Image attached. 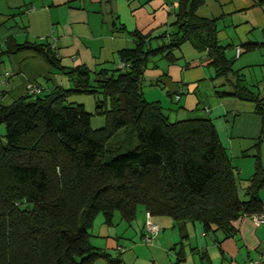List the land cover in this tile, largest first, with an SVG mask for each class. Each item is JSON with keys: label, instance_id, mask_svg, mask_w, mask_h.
I'll return each instance as SVG.
<instances>
[{"label": "trees", "instance_id": "trees-1", "mask_svg": "<svg viewBox=\"0 0 264 264\" xmlns=\"http://www.w3.org/2000/svg\"><path fill=\"white\" fill-rule=\"evenodd\" d=\"M203 2L175 0L169 31L156 36L131 31L133 46L120 48L111 68L63 67L51 40L5 41L0 57L31 50L67 75L70 84L43 89L27 81L38 91L28 92L25 82L23 95L0 104V264H90L97 258L117 264L118 257L89 241L99 213L107 224L115 211L128 223L141 206L150 218L169 217L181 234L187 221H197L216 244L232 237L237 218L264 214L259 197L264 164L257 152L252 173L238 189L208 116L169 120L158 101L143 96L146 67L156 66L159 58L174 61L173 49L191 40L207 55L213 70L209 79L228 83L214 93L255 104L261 124L252 145L258 150L264 142V95L243 84L232 69L228 45L215 39V18L196 14ZM251 47L244 44L245 50ZM152 84L171 96L157 81ZM73 94L95 96L101 126H90L91 113L69 98ZM117 134L122 138L110 149L109 139ZM157 230L149 233L143 226L142 242L150 244ZM176 251L172 264H182L184 256Z\"/></svg>", "mask_w": 264, "mask_h": 264}, {"label": "crops", "instance_id": "crops-1", "mask_svg": "<svg viewBox=\"0 0 264 264\" xmlns=\"http://www.w3.org/2000/svg\"><path fill=\"white\" fill-rule=\"evenodd\" d=\"M204 1L207 3L201 9L206 10L199 8L196 14L215 18V39L220 45H228L225 55L238 57L239 67L261 66L264 75V0ZM174 3L175 0H0V50L6 49L5 41L9 38L15 43L46 39L54 42L63 67L109 68L118 62L120 48L133 46L131 31L150 36L169 31L175 19ZM190 41L173 49L174 61L159 58L156 66L144 70L151 83L157 81L171 96L163 95V90L155 85L160 94L150 88L143 96L158 101L169 120L219 117L223 139L219 134L220 142L230 149L237 141L235 146L242 151L241 146L259 134L261 118L254 111L255 104L233 96H212L209 90L201 88L199 82L210 76L208 58L204 50ZM244 44L252 47L245 50ZM236 46L239 53H230ZM248 55L258 59L248 60ZM27 81L43 89L70 84L67 75L49 67L31 50L4 53L0 57V104H9L23 95ZM259 197L264 212V189L259 191ZM250 218H237L232 237L219 244L213 235L202 232L197 221H187L181 234L166 216L150 218L158 230L151 243H144L146 248L139 252L134 247L126 250L122 243L132 237L125 234L126 229L109 230L112 234H101L102 241L93 239L90 243L109 256L118 257L117 264H172L176 250L184 256L182 264H264V222L253 224ZM142 223L133 230V235L139 232L138 243H142ZM90 264L110 263L97 258Z\"/></svg>", "mask_w": 264, "mask_h": 264}, {"label": "rangeland", "instance_id": "rangeland-1", "mask_svg": "<svg viewBox=\"0 0 264 264\" xmlns=\"http://www.w3.org/2000/svg\"><path fill=\"white\" fill-rule=\"evenodd\" d=\"M206 2V1H204ZM202 3L197 10H206V9H201L204 8L203 6H205L204 4L206 3ZM183 42H188V40H185ZM188 43H184V44H188ZM190 44V43H189ZM182 49V47H181ZM178 51V49H177ZM234 53V50H230V53ZM179 52V51H178ZM248 60L249 59H253L254 61H256L258 58H254L253 55H248ZM159 59H155V63L158 62ZM151 64L152 62H148V64ZM239 63L240 60L238 59V57H236L234 59V61L232 62V69L233 70H239L238 72H240L239 74L243 75V76H239L240 79H242V83L246 84L249 88H251L253 91L260 93V95H263V91H264V75H263V71H262V67L259 65H247L244 67H239ZM253 63V62H252ZM113 67L112 65L109 67L111 68ZM151 66H147V68H150ZM209 69V75H213V70L211 68V66L207 67ZM145 69V70H146ZM208 76V77H210ZM258 79V82H256ZM153 83V82H152ZM149 81V78L147 76V74L145 72H143V82H142V90L143 93L149 91L150 88H155L153 87L154 85ZM228 83H226L222 78H214L213 80H210L209 78H207L206 80H202L199 82L200 87H204L205 89L209 90V95L215 96L216 94L214 93V90H222L225 89L229 86H226ZM158 88V86H156ZM155 88L158 93L160 94V91ZM148 93V92H147ZM163 95L166 96V94L164 92H162ZM219 97V96H218ZM234 97V96H233ZM71 100L74 101H78L79 103H82L84 109L88 112L91 113L90 115V126L92 128H97L99 126H101L103 124V117L101 114H97L94 112V100H95V96H93L92 94H73L70 95L69 97ZM162 104H165V102H162ZM174 106H176L177 104H173ZM163 106V105H162ZM212 123L214 124V127L216 129V132L218 133V137L219 134L221 136V140L222 139V132L219 130V117H212L211 119ZM3 130V126L0 124V132L2 133ZM220 131V132H219ZM122 138V134H117L113 137H111L109 139V147L110 149H114L115 146L117 145V142L119 139ZM220 140V139H219ZM226 141V140H225ZM237 142V141H236ZM234 141L233 146L229 149L228 146L224 143H221L224 147L225 150L230 158V162L234 167V174L237 177L238 180V189H240L241 186L244 185L245 183V178H247L253 171L254 169V157L252 156L254 153H258L259 154V160L261 162V164H264V142H260L259 146H258V150L255 146H253L252 144L255 142V139L250 140V142L247 145L241 146L239 150V146H235L237 143ZM243 147V148H242ZM245 148V149H244ZM244 151V152H243ZM247 164H250V167H247ZM248 168V169H247ZM248 170V171H246ZM264 189L261 188L260 190ZM259 190V191H260ZM144 212L141 206H137L136 210H135V214L133 216V219H131V221H129L128 223L126 221H124L123 219H121L119 217V214L117 211H115L114 216L110 222V224H107L103 221V218L101 216V214H97L93 221H92V225L90 228V236H89V241H93V239H95L96 241H102L103 238L101 237V234H106V233H110L111 232H119V231H123V229L125 230V234L129 235L131 234L132 237L127 238V240H125L124 242L122 241V243L126 246V250L130 251V249L132 247H134V249H136L138 252L143 250V248H146V245L144 244V242L142 243H138V235L139 232L137 231V233L135 235H133V230L137 229V227H135L136 224H143L144 226ZM138 225V227H139ZM108 228V229H107ZM109 230L111 232H109ZM148 244V243H147Z\"/></svg>", "mask_w": 264, "mask_h": 264}, {"label": "built area", "instance_id": "built-area-1", "mask_svg": "<svg viewBox=\"0 0 264 264\" xmlns=\"http://www.w3.org/2000/svg\"><path fill=\"white\" fill-rule=\"evenodd\" d=\"M238 51H239L238 48H236L234 50L235 55L238 54ZM119 65H122V63H120ZM25 88L30 93L38 91V89L35 87V85L32 84L31 82H27L25 84ZM144 218H145L144 227H145L146 231L149 232V233H153L156 230L157 227H156V225L154 223H152L150 221V214L148 212H145ZM251 221H252L253 224H258V223L264 222V214L261 213V214H257V215L251 216ZM145 239L148 240L149 238L145 237Z\"/></svg>", "mask_w": 264, "mask_h": 264}]
</instances>
